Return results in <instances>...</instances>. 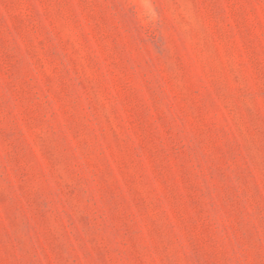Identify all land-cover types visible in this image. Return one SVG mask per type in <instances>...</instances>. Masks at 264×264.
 <instances>
[{
	"label": "rangeland",
	"instance_id": "obj_1",
	"mask_svg": "<svg viewBox=\"0 0 264 264\" xmlns=\"http://www.w3.org/2000/svg\"><path fill=\"white\" fill-rule=\"evenodd\" d=\"M0 264H264V0H0Z\"/></svg>",
	"mask_w": 264,
	"mask_h": 264
}]
</instances>
